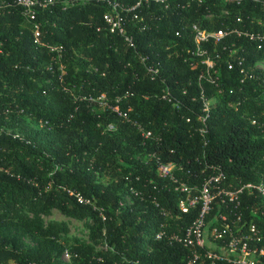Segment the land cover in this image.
Listing matches in <instances>:
<instances>
[{
    "label": "trees",
    "instance_id": "1",
    "mask_svg": "<svg viewBox=\"0 0 264 264\" xmlns=\"http://www.w3.org/2000/svg\"><path fill=\"white\" fill-rule=\"evenodd\" d=\"M53 1L36 12L39 45L19 7H0V264H181L185 248L153 234L160 223L166 233L186 227L198 208L177 211L182 195L157 176L155 158L190 186L205 163L221 167L220 188L264 178V0L150 1L120 14L132 47L108 31L104 3ZM192 26L223 35L197 49ZM239 200L242 219L260 223L259 199ZM222 209L216 198L206 221ZM51 210L104 248L60 236L40 218Z\"/></svg>",
    "mask_w": 264,
    "mask_h": 264
},
{
    "label": "built area",
    "instance_id": "2",
    "mask_svg": "<svg viewBox=\"0 0 264 264\" xmlns=\"http://www.w3.org/2000/svg\"><path fill=\"white\" fill-rule=\"evenodd\" d=\"M94 1L104 3L108 8L102 15V20L108 31L121 35L123 41L132 47L131 38L123 35V19L120 14L123 11L132 12L150 1L162 3L164 0H137L129 8H125L114 0ZM54 2L53 0H12L9 3H0V7H19L25 23H28L30 28L32 42L39 45L40 31L39 25L35 21L36 12L51 8ZM132 18H137V15L133 14ZM191 30L194 33L196 46L207 38L217 40L223 35L222 31L205 33L199 31L195 26H192ZM49 49L56 54L57 59L60 57L58 48L50 47ZM196 54H199L198 50ZM204 63L209 64L207 60ZM148 71L155 73L151 69ZM162 99L172 103L175 107L179 106V102L174 101L169 96L168 91L162 94ZM95 101L102 109L108 108L117 116L125 118V114L119 112L117 105L108 106L106 104L103 95L97 97ZM207 108V102H203V111H206ZM197 121L203 122L204 118L198 117ZM106 129L109 131L113 128L108 125ZM136 130L143 139L149 137V132L143 130L142 127L136 125ZM199 132H203V130L200 129ZM154 164L157 176L167 180L172 185L173 191L182 195L176 204L177 211L186 214L196 207L198 211L186 227L177 228L169 233H166L167 223H160L157 231L153 234V239H164L168 244L182 245L186 254L182 257L181 264H198L201 262L208 264H264V178L257 183H244L232 189L220 188L218 184L224 176L221 167L205 163L199 171L200 174H204L201 184L190 186L179 181L173 175V171L179 169L176 164L162 163L157 158H155ZM242 195L259 199V206L255 207L251 213L258 215L260 223L255 224L252 219L245 221L242 219L241 210L247 208L246 206L242 207L240 203L239 199ZM216 198L219 200L220 207L223 208L222 212L206 221Z\"/></svg>",
    "mask_w": 264,
    "mask_h": 264
},
{
    "label": "rangeland",
    "instance_id": "3",
    "mask_svg": "<svg viewBox=\"0 0 264 264\" xmlns=\"http://www.w3.org/2000/svg\"><path fill=\"white\" fill-rule=\"evenodd\" d=\"M258 67L264 71V62L259 63ZM25 124L29 127H34L33 123H29L27 120H25ZM35 128V127H34ZM104 181V180H102ZM28 216H31L30 212H26ZM40 218L42 219L43 223H55L60 227H63L65 232L60 233V236L66 237L70 242L71 241H77L84 245H91L94 247L95 250H99L104 248L101 244L96 243L92 244L90 240L88 239V230L86 227H84L80 222L73 220L71 218H68L66 216H63L59 214L55 210L49 211L46 215H40ZM24 243L30 247H33L34 244L31 243L28 239L24 240ZM59 260L62 263H66L68 261V256L65 253H62Z\"/></svg>",
    "mask_w": 264,
    "mask_h": 264
}]
</instances>
